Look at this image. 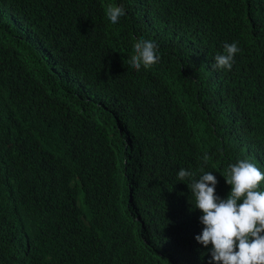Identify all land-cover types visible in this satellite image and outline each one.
I'll return each mask as SVG.
<instances>
[{
	"label": "trees",
	"instance_id": "obj_1",
	"mask_svg": "<svg viewBox=\"0 0 264 264\" xmlns=\"http://www.w3.org/2000/svg\"><path fill=\"white\" fill-rule=\"evenodd\" d=\"M205 152L221 197L264 172V0H0V264H208L177 178Z\"/></svg>",
	"mask_w": 264,
	"mask_h": 264
},
{
	"label": "clouds",
	"instance_id": "obj_2",
	"mask_svg": "<svg viewBox=\"0 0 264 264\" xmlns=\"http://www.w3.org/2000/svg\"><path fill=\"white\" fill-rule=\"evenodd\" d=\"M125 15L122 4L106 6V16L112 24L119 23ZM53 45L61 49L57 42ZM133 47L134 55L128 63L136 71L151 69L160 62L156 41L141 37ZM223 48V54L215 55L212 67L230 71L241 49L238 42L225 43ZM210 159L207 152L197 157L198 178L197 171L184 168L177 174L194 197V207L189 199L190 210L199 209L202 213L199 221L203 228L195 236L196 241L209 250L208 264H264V190H261L264 172L248 158L229 163L222 175L231 190L227 197H221L216 193L217 177L204 170Z\"/></svg>",
	"mask_w": 264,
	"mask_h": 264
},
{
	"label": "rangeland",
	"instance_id": "obj_3",
	"mask_svg": "<svg viewBox=\"0 0 264 264\" xmlns=\"http://www.w3.org/2000/svg\"><path fill=\"white\" fill-rule=\"evenodd\" d=\"M57 49H58V48H57ZM57 49H56V50H57ZM61 51H62V50H61V49H59V52H61Z\"/></svg>",
	"mask_w": 264,
	"mask_h": 264
}]
</instances>
